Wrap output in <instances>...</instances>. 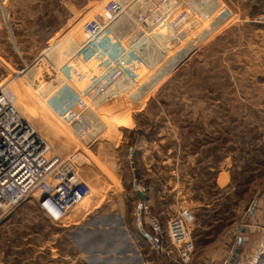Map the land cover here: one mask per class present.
<instances>
[{
    "label": "rangeland",
    "instance_id": "obj_1",
    "mask_svg": "<svg viewBox=\"0 0 264 264\" xmlns=\"http://www.w3.org/2000/svg\"><path fill=\"white\" fill-rule=\"evenodd\" d=\"M108 1L0 0V86L91 187L69 211L68 227L50 222L31 200L3 216L0 264H78L85 251L89 264H233L240 245L230 231L249 225L264 197V0H201L195 30L157 28L140 79L109 91L110 100L87 112L85 131L74 132L45 102L50 90L38 92L34 77L11 71L49 47L81 40L84 23L98 32L93 16ZM122 24L134 28L124 14L110 30ZM182 209L197 223L186 263L168 240L157 256L139 229L155 240L149 215L166 224Z\"/></svg>",
    "mask_w": 264,
    "mask_h": 264
},
{
    "label": "built area",
    "instance_id": "obj_2",
    "mask_svg": "<svg viewBox=\"0 0 264 264\" xmlns=\"http://www.w3.org/2000/svg\"><path fill=\"white\" fill-rule=\"evenodd\" d=\"M191 4L194 14L190 16ZM202 7L201 0H109L93 16L98 32L94 27L89 33L84 23L81 40L49 47L20 72L11 71V77H34L38 92L50 90L44 98L49 108L72 131H85L87 112L93 106L110 100L109 91L115 93L120 85L135 84L142 76L140 72L146 71L143 57L149 50L151 33L168 25L195 30ZM124 14L131 17L134 28L122 24L113 33L111 27ZM90 193L79 164L52 149L17 109L14 93L1 85L0 219L31 200L50 222L60 223ZM148 224L161 247L168 240L176 248L178 259L183 263L191 259L197 225L193 211L182 209L166 224L149 215ZM243 227H232L231 235L239 239ZM263 257L264 228L251 264Z\"/></svg>",
    "mask_w": 264,
    "mask_h": 264
},
{
    "label": "crops",
    "instance_id": "obj_3",
    "mask_svg": "<svg viewBox=\"0 0 264 264\" xmlns=\"http://www.w3.org/2000/svg\"><path fill=\"white\" fill-rule=\"evenodd\" d=\"M70 216H71V213H69L67 215L66 219H64L60 223H57L56 225L68 227L70 225V218H69ZM244 227L246 228V231L242 232L241 236L239 237V238H242V244L239 247L241 249V253L239 255V258H240L239 264H250L251 257L254 253L256 246L259 243V240H261L262 230L264 228V197L257 201L255 207L253 208V210L251 212L250 224L246 225ZM139 229L141 231V234L145 235L142 231L143 227H142V229H141V227ZM75 240L76 241L78 240L76 247H78L79 249H82V247L79 244V239L77 237H75ZM149 240L148 241L151 242L155 248L154 253L157 256H159L160 255L159 250H161V245H160L161 242H159V240H157V239L153 240L152 238H150ZM80 241H81V238H80ZM85 252H86L87 257L84 259L83 254H82V253H84V251L80 250L82 257H81V260L78 261V264L79 263L80 264H89L90 263L89 253H88V251H85Z\"/></svg>",
    "mask_w": 264,
    "mask_h": 264
},
{
    "label": "water",
    "instance_id": "obj_4",
    "mask_svg": "<svg viewBox=\"0 0 264 264\" xmlns=\"http://www.w3.org/2000/svg\"><path fill=\"white\" fill-rule=\"evenodd\" d=\"M137 173L135 172V182H134V189L136 190V194H137V196H138V198H139V200L141 201V202H143L144 201V199H145V194L141 191V190H139V188H138V182H137ZM141 206H142V203L139 205V210H138V212H139V214H141ZM248 209H249V207H248ZM247 209V210H248ZM140 218H139V222H140ZM140 227H141V229H142V226H141V223H140ZM142 231H143V233L150 239L151 238V236L150 235H148L147 234V232L144 230V229H142ZM246 231V228L244 227L243 229H242V232H245ZM242 244V238H239V245H241ZM157 245V244H156ZM240 253H241V249L240 248H237L236 249V251H235V253H234V255H233V258H232V260H231V263H233V264H237L238 263V258H239V255H240Z\"/></svg>",
    "mask_w": 264,
    "mask_h": 264
},
{
    "label": "bare ground",
    "instance_id": "obj_5",
    "mask_svg": "<svg viewBox=\"0 0 264 264\" xmlns=\"http://www.w3.org/2000/svg\"><path fill=\"white\" fill-rule=\"evenodd\" d=\"M90 194H91V193H90ZM85 199H86V198H85ZM85 199H84V200H85ZM84 200H83V201H84ZM250 264H251V262H250Z\"/></svg>",
    "mask_w": 264,
    "mask_h": 264
},
{
    "label": "trees",
    "instance_id": "obj_6",
    "mask_svg": "<svg viewBox=\"0 0 264 264\" xmlns=\"http://www.w3.org/2000/svg\"><path fill=\"white\" fill-rule=\"evenodd\" d=\"M152 239L154 240V238L152 237Z\"/></svg>",
    "mask_w": 264,
    "mask_h": 264
}]
</instances>
